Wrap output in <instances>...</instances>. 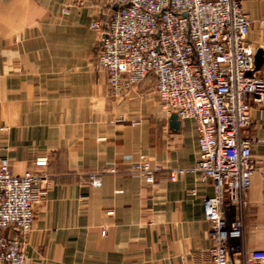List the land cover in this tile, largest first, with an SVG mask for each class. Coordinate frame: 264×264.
Listing matches in <instances>:
<instances>
[{
	"label": "crops",
	"instance_id": "obj_1",
	"mask_svg": "<svg viewBox=\"0 0 264 264\" xmlns=\"http://www.w3.org/2000/svg\"><path fill=\"white\" fill-rule=\"evenodd\" d=\"M241 1L249 41L264 50V0ZM112 10L106 0H0V158L16 175L37 170L52 182L35 208L27 264H210L205 200L214 186L198 173L172 178L198 160L196 122L171 127L153 76L114 96L95 68ZM251 114L256 170L243 258L264 251V106L252 103ZM142 155L160 167L152 184L127 174ZM39 158L47 165L37 167ZM90 172L101 174V186L88 183Z\"/></svg>",
	"mask_w": 264,
	"mask_h": 264
},
{
	"label": "built area",
	"instance_id": "obj_2",
	"mask_svg": "<svg viewBox=\"0 0 264 264\" xmlns=\"http://www.w3.org/2000/svg\"><path fill=\"white\" fill-rule=\"evenodd\" d=\"M106 1L119 8L111 11L97 68L108 74L114 94L122 96L153 76L165 111L196 122L198 160L193 168L173 171L172 178L198 173L214 186V196L205 200L210 264H230L232 256L239 257L236 264L264 261V251L240 257L243 212L256 170L255 140L247 131L255 123L252 103L264 106V63L255 69L252 21L242 1ZM92 26L102 32L99 20ZM46 165L44 159L36 162L37 167ZM159 170L142 155L130 173L152 184ZM90 179L93 186L102 185L96 175ZM51 184L37 170L14 174L10 160L0 158V264H27L26 240L34 229L35 208ZM231 208L236 217L228 215Z\"/></svg>",
	"mask_w": 264,
	"mask_h": 264
},
{
	"label": "water",
	"instance_id": "obj_3",
	"mask_svg": "<svg viewBox=\"0 0 264 264\" xmlns=\"http://www.w3.org/2000/svg\"><path fill=\"white\" fill-rule=\"evenodd\" d=\"M118 8H119V6L117 4L113 5V10L114 11H116ZM106 23L107 24L105 25V29L108 31L109 30L108 20H107ZM107 31L102 35L101 43H103L107 39V37H108ZM263 63H264V50L263 49H258L256 51V54H255V69L259 70L262 67ZM170 124H171V127L174 128V129H178L179 128L180 118H179L177 113L174 112V113H172L170 115Z\"/></svg>",
	"mask_w": 264,
	"mask_h": 264
},
{
	"label": "rangeland",
	"instance_id": "obj_4",
	"mask_svg": "<svg viewBox=\"0 0 264 264\" xmlns=\"http://www.w3.org/2000/svg\"><path fill=\"white\" fill-rule=\"evenodd\" d=\"M110 20V19H109ZM109 20H108V23H109ZM99 60V59H98ZM98 62V61H97ZM95 68L98 70V71H101V70H99L98 68H97V63H95ZM142 84V83H141ZM137 87V86H136ZM111 89H112V87H111ZM113 90V89H112ZM113 94H114V92H113ZM114 96L115 97H121V96H116L115 94H114ZM162 106H163V104H162ZM145 156V155H144ZM148 158V157H147ZM41 159H44V160H46V162L48 163V161H47V159L46 158H39V159H37L36 160V162L38 161V160H41ZM149 159V158H148ZM112 169H116L117 171H118V173H123V171H120L119 170V168L118 167H112L110 170H109V173H111L110 171L112 170ZM132 170H134V168H132L131 170H129V171H127V174H133V173H130ZM42 174H43V172H41ZM118 173H115V174H118ZM111 174H113V173H111ZM44 175V174H43ZM86 175H87V179H88V183L89 184H91L92 185V183H91V179H90V177L92 176V175H96L101 181H102V177H101V174L100 173H94V172H90V173H86ZM51 181V180H50ZM52 183V182H51ZM104 232V231H103Z\"/></svg>",
	"mask_w": 264,
	"mask_h": 264
}]
</instances>
